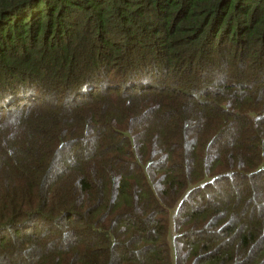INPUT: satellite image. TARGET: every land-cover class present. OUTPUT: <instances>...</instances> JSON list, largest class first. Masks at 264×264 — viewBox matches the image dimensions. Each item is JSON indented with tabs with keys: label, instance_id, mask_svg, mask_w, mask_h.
Returning a JSON list of instances; mask_svg holds the SVG:
<instances>
[{
	"label": "trees",
	"instance_id": "trees-1",
	"mask_svg": "<svg viewBox=\"0 0 264 264\" xmlns=\"http://www.w3.org/2000/svg\"><path fill=\"white\" fill-rule=\"evenodd\" d=\"M0 264H264V0H0Z\"/></svg>",
	"mask_w": 264,
	"mask_h": 264
},
{
	"label": "rangeland",
	"instance_id": "rangeland-1",
	"mask_svg": "<svg viewBox=\"0 0 264 264\" xmlns=\"http://www.w3.org/2000/svg\"><path fill=\"white\" fill-rule=\"evenodd\" d=\"M250 83H252V81H251V82H248L247 86H250ZM237 88H239V87H237ZM239 89H242V90H243L242 87H240ZM236 90H237V92H238V89H236Z\"/></svg>",
	"mask_w": 264,
	"mask_h": 264
}]
</instances>
